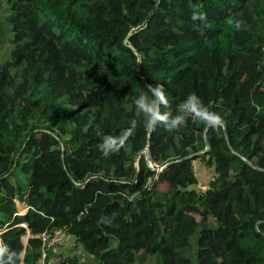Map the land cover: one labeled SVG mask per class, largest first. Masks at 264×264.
<instances>
[{
  "label": "trees",
  "instance_id": "1",
  "mask_svg": "<svg viewBox=\"0 0 264 264\" xmlns=\"http://www.w3.org/2000/svg\"><path fill=\"white\" fill-rule=\"evenodd\" d=\"M148 83L164 85L162 111L180 114L195 94L224 126L186 115L147 133L134 100ZM133 119L134 136L103 156L102 137ZM194 161L216 173L203 191ZM45 230L73 236L91 264L148 253L157 264H264V0H6L0 238L18 264H41ZM63 263L85 264L70 253Z\"/></svg>",
  "mask_w": 264,
  "mask_h": 264
},
{
  "label": "clouds",
  "instance_id": "2",
  "mask_svg": "<svg viewBox=\"0 0 264 264\" xmlns=\"http://www.w3.org/2000/svg\"><path fill=\"white\" fill-rule=\"evenodd\" d=\"M191 19L199 21L195 25L196 31L204 35L208 28L206 16L194 12ZM228 24L233 25L236 30L243 27L242 21L236 18H230ZM147 94L142 92L138 95L134 104L143 116V126L147 133L155 132L158 126H163L167 131L179 129L186 123V115L201 121L207 128L218 129L224 126L223 117L209 110L200 97L195 94H189L186 99L179 105L180 114L172 115L170 112L162 111V108L169 106V100L165 94L163 84L151 83L145 85ZM138 126V121L133 119L130 126L125 128L119 135H105L98 144V150L103 156L119 152L131 137L134 136ZM2 235V234H0ZM20 257L16 251L11 250L9 245L0 238V264H18Z\"/></svg>",
  "mask_w": 264,
  "mask_h": 264
},
{
  "label": "built area",
  "instance_id": "3",
  "mask_svg": "<svg viewBox=\"0 0 264 264\" xmlns=\"http://www.w3.org/2000/svg\"><path fill=\"white\" fill-rule=\"evenodd\" d=\"M198 163V162H197ZM192 168L197 174L198 181L196 183V188L199 191H203L208 186L209 179L216 176V173L210 171L207 178L204 181L201 180V166L198 168L196 161L193 162ZM63 232L60 230L48 231L45 230L39 234L41 240V256L39 262L41 264H64L63 257L58 247L63 237Z\"/></svg>",
  "mask_w": 264,
  "mask_h": 264
},
{
  "label": "rangeland",
  "instance_id": "4",
  "mask_svg": "<svg viewBox=\"0 0 264 264\" xmlns=\"http://www.w3.org/2000/svg\"><path fill=\"white\" fill-rule=\"evenodd\" d=\"M5 4H6V0H0V11H3L5 9ZM6 26H7V23H6ZM196 165L198 166V168H200L201 166V169H200L201 177L200 178L202 181H204V179L207 178L211 170H209L208 172V169L204 168L203 164L200 161H198V163L196 161ZM58 249L62 255H65V254L67 255L69 253L77 255L80 258V260L84 262L85 264H91L93 261L91 256L87 252H85L80 245H77L74 243L73 237L66 235L65 233L63 234V237L61 239ZM158 260H159V257L157 253H148L146 255L145 261L140 264H157Z\"/></svg>",
  "mask_w": 264,
  "mask_h": 264
},
{
  "label": "water",
  "instance_id": "5",
  "mask_svg": "<svg viewBox=\"0 0 264 264\" xmlns=\"http://www.w3.org/2000/svg\"><path fill=\"white\" fill-rule=\"evenodd\" d=\"M146 151V150H145ZM146 155H147V152H146ZM27 241V238L25 239V242Z\"/></svg>",
  "mask_w": 264,
  "mask_h": 264
},
{
  "label": "crops",
  "instance_id": "6",
  "mask_svg": "<svg viewBox=\"0 0 264 264\" xmlns=\"http://www.w3.org/2000/svg\"><path fill=\"white\" fill-rule=\"evenodd\" d=\"M209 170H210V169H208V172H209ZM69 236H71V235H69ZM72 237H73V236H72Z\"/></svg>",
  "mask_w": 264,
  "mask_h": 264
}]
</instances>
